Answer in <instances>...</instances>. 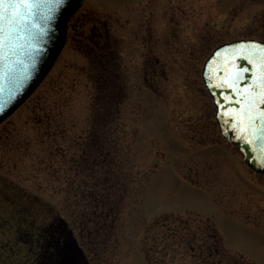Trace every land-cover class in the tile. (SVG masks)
<instances>
[{
	"label": "rangeland",
	"instance_id": "rangeland-1",
	"mask_svg": "<svg viewBox=\"0 0 264 264\" xmlns=\"http://www.w3.org/2000/svg\"><path fill=\"white\" fill-rule=\"evenodd\" d=\"M97 27L123 95L104 116L82 48ZM241 38L264 40V0H87L47 77L0 124V264H211L214 234L224 264H264V173L222 135L202 77ZM95 174L114 179L99 209L82 195Z\"/></svg>",
	"mask_w": 264,
	"mask_h": 264
},
{
	"label": "water",
	"instance_id": "water-1",
	"mask_svg": "<svg viewBox=\"0 0 264 264\" xmlns=\"http://www.w3.org/2000/svg\"><path fill=\"white\" fill-rule=\"evenodd\" d=\"M85 1L64 0L54 13L46 0H24L33 5L31 9L8 8L4 23L11 39L0 48V84L10 86L12 75L28 78L0 112V124L51 71L67 42L69 21ZM7 20L14 23L8 25ZM202 77L223 136L239 148L252 169L264 173V40L242 38L219 45L206 60Z\"/></svg>",
	"mask_w": 264,
	"mask_h": 264
},
{
	"label": "trees",
	"instance_id": "trees-1",
	"mask_svg": "<svg viewBox=\"0 0 264 264\" xmlns=\"http://www.w3.org/2000/svg\"><path fill=\"white\" fill-rule=\"evenodd\" d=\"M85 42L82 46L84 52L88 55L91 63L94 67V83L97 90L95 101V112L97 116H104L109 114L107 110L109 106L116 107L120 104L123 97L119 80V70L118 66V55L115 50L114 42H112L111 37L107 36V30L105 27L93 28L85 36ZM101 124L104 122V118H101ZM97 135L96 137H100ZM102 155V154H101ZM93 166V163H91ZM93 186L90 187L89 191L84 190L83 196L88 199H93L95 202V209L100 207H106L108 200L110 199V193L114 186V179L109 175L104 177H99L97 174L93 176ZM94 204V203H93ZM213 237L217 238V246L211 244L208 248V251H217V261L212 262L211 264H224V258H220L219 254L222 253L220 249L221 240L218 235L214 234ZM53 242V240L51 241ZM190 245H193L192 247ZM190 248L194 250L201 251V247H196L193 243H190ZM213 254L210 253L206 256H202L200 259L207 257L206 260L210 259V256ZM236 264V263H235Z\"/></svg>",
	"mask_w": 264,
	"mask_h": 264
},
{
	"label": "snow or ice",
	"instance_id": "snow-or-ice-1",
	"mask_svg": "<svg viewBox=\"0 0 264 264\" xmlns=\"http://www.w3.org/2000/svg\"><path fill=\"white\" fill-rule=\"evenodd\" d=\"M46 3L49 5V11L54 13L59 10L60 6L64 3V0H46ZM9 7H12L16 10H18L20 7L31 9L33 5L25 3L24 0H21V3L17 4L9 3L8 0H0V48H3L5 43L11 39L10 29L7 28L4 23L7 19L5 13L8 11ZM16 14V11L12 13L13 16ZM7 23L8 25H11L14 23V21L7 20ZM41 34H44L43 31ZM27 78V75L22 77L12 75L10 77V86L0 84V112H3L5 106L15 98L16 93L22 87L23 80Z\"/></svg>",
	"mask_w": 264,
	"mask_h": 264
},
{
	"label": "flooded vegetation",
	"instance_id": "flooded-vegetation-1",
	"mask_svg": "<svg viewBox=\"0 0 264 264\" xmlns=\"http://www.w3.org/2000/svg\"><path fill=\"white\" fill-rule=\"evenodd\" d=\"M60 233L63 235V233H64V232H63V231H61ZM62 235H59V238L61 237V240H60V241H61V243H64V239H65V237H64V236H62Z\"/></svg>",
	"mask_w": 264,
	"mask_h": 264
}]
</instances>
